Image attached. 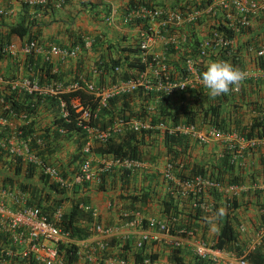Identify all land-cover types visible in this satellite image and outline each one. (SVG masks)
I'll list each match as a JSON object with an SVG mask.
<instances>
[{
	"label": "built area",
	"instance_id": "2783aa9c",
	"mask_svg": "<svg viewBox=\"0 0 264 264\" xmlns=\"http://www.w3.org/2000/svg\"><path fill=\"white\" fill-rule=\"evenodd\" d=\"M21 2L30 8L49 4L51 8L60 9L64 4V0H22ZM263 13L264 0H207L198 7L183 9L177 6H138L129 9L121 17L123 23L135 22L136 26L138 55L134 58L139 61L141 69L136 71L132 79L100 84L95 79L99 73V68H96L98 64H93L91 68H88V77L80 74L77 79H72L65 85H55L54 83L39 85L37 79L7 80L0 76V177L15 176L14 167L18 165L20 168L18 176H16L19 182L25 183V170L27 166H30L34 171L33 177L36 176L38 179L39 176H42L47 179L48 184H53L58 189L69 193L75 187L97 184V175L107 169L116 167L129 173L140 166V161L116 160L106 156L98 157V170H92L90 165V156L95 155L94 147L103 145L112 135L114 137L121 136L125 131L137 133L140 131L149 132L153 129L158 132L160 138L164 134L184 135L197 145L206 143L210 139L242 144V139L237 138L234 134L224 136L207 125L204 133L197 132V124L172 125L160 122L151 125L149 123V102L143 105L144 114L140 118H117L111 126L104 129L86 125L87 135L85 141L80 145L78 167L66 175H62L61 171L47 160L44 150L47 146L53 148V142L46 144L40 136L46 127H49V130L55 129L59 135H65L63 127H52L53 120L57 118L64 120L69 115L66 103L60 98V94L65 92L82 91L98 99L96 109L92 114L89 109H84L77 99L70 100L71 108L78 114L75 118L78 125L89 121L90 118H95V116L99 118L98 113L101 109L106 108L107 100L117 95H132L137 92L148 95L154 92L171 97L186 90H195L198 91L197 97L199 94L211 97L200 79V72L206 69L210 61L228 62L234 55L239 57L240 47L243 48L244 53H252V61L264 57V41H261L257 48H252L251 45L236 46L233 37H226L229 34L226 31L236 35L239 33V28H251ZM112 19L109 17L105 21L112 25ZM193 37L196 43L192 42ZM92 43V37L83 36L74 45L63 48L50 46L43 55V61L49 63L50 59L55 57L60 60L68 59L79 62L83 56H89ZM156 45L160 46L161 52H153ZM191 49H193V53H191ZM1 51L5 56H11L15 52L11 43L3 46ZM20 51L29 55L35 53L31 43ZM219 52L222 53V57L217 56ZM171 57L176 62H171L169 60ZM241 70L248 73L246 80L264 79V71L254 68ZM111 71L118 74L121 68L115 66ZM102 80L108 81L105 73H102ZM230 92L236 93L237 91ZM35 96H46L57 100L54 110L49 109L52 113L50 122L46 125L47 122L46 126L41 125V120H38L40 115L38 109L34 113L21 114L9 107L8 98L17 97L21 100L23 98L31 99ZM6 97L8 98L6 99ZM30 123H33L32 126H29ZM253 140L248 143H252ZM161 174L163 180H171L183 192L192 193L195 191L197 193V188L201 190V187L205 189L211 186L199 177H195L193 180H175L172 176V167L167 162L163 164ZM213 189L224 192L232 189L237 190L240 187L220 188L216 185ZM24 195V192H21L15 185L0 181V264H67L63 262L61 253L71 246L76 248L77 263L80 261L82 264H151L148 257H142L139 263L135 262L134 258L124 259L115 255L100 258L95 250L90 251L85 246L84 238H71L68 231H64L58 226L64 212L63 205L54 211L49 222L37 209L24 206ZM193 206H198L204 213L206 210L208 211L205 201L202 204H193ZM81 208L90 212L92 220L96 218L97 213L94 209L88 206ZM151 224L154 225L157 233L167 235L163 232L166 229L163 222L150 221L148 227ZM145 229L135 243L137 249H140L141 245L149 240H156V237L150 235ZM88 231L101 236L111 233L110 229L103 228L96 222L89 225ZM257 237L259 238L256 236L255 241L259 242L260 239ZM174 244L177 245L176 242ZM96 246L95 249L99 252H103L107 248V244L101 241L97 242ZM192 253L197 259L208 262H216L228 255L227 252L208 246L203 242L195 244ZM235 263L246 264L239 257H235Z\"/></svg>",
	"mask_w": 264,
	"mask_h": 264
},
{
	"label": "trees",
	"instance_id": "16d2710c",
	"mask_svg": "<svg viewBox=\"0 0 264 264\" xmlns=\"http://www.w3.org/2000/svg\"><path fill=\"white\" fill-rule=\"evenodd\" d=\"M206 1L207 0H187L182 3H177L174 6H177L180 9L185 7H198ZM151 5L165 6L163 2L151 3L147 0H128L125 4V12H123V15L129 9L137 8L138 6L149 7ZM22 7L27 8L29 6L22 3ZM47 8H51L49 4H46L45 6L39 5L33 7V9L42 11ZM257 21L264 23V13L257 19ZM26 22V20L21 19L13 25L0 27V59L5 58V54L2 53L1 48L9 44L11 36L25 38L26 41L34 40L33 36L36 35V30H34L33 33L30 32V29L32 28L31 26L34 25V21L30 22L31 25ZM120 24L127 28H136L135 22L123 23L120 19ZM217 29L222 30L219 28ZM251 29L252 28L248 27L239 28V33L236 35L230 31H226L229 33L226 37L236 38L237 42L238 37L250 33ZM82 36V33L80 34L79 32L75 34L68 33L67 37L69 45L76 44ZM252 39L253 37H249V41ZM192 42L196 43L194 37ZM242 43H245V41ZM260 43V39L254 42L253 48H257ZM92 51L98 55L88 68H91L93 64H98L96 68H99V73L95 76V79L100 84H110L115 81H127L132 79V77L135 76L136 71L141 69L139 61L134 58L138 55V48L135 44L132 45L130 43H126L125 45H121L117 42L112 44L111 42L102 40V36H94ZM191 53H193V49H191ZM217 56L222 57V53L219 52ZM228 62L239 69L246 68L242 63V59L237 55L230 58ZM115 66H119L121 68L120 73L115 74L111 71ZM38 68H40L39 71H37V68L34 67L31 68V70L39 73H42V71L45 70L42 74L46 76V73L49 70V64L46 63L43 67L41 66ZM84 68L83 62L81 61L76 67L77 73L75 74V79H77V75L80 74V72H83L82 70ZM251 68L264 71V57L253 60ZM86 73L85 75H87ZM102 73L106 74L108 81L102 80ZM202 73L203 72H200V74ZM38 78L41 79L40 74ZM258 82L260 81L244 80L236 93L229 92L215 98L207 95L205 97L207 107L201 109H194L196 107L193 106L194 104H196L197 107L199 106L197 97L198 91L195 90H186L183 93L174 95L173 98L178 101L177 104L174 105V109H171L170 106L172 97H167L161 93L151 92L148 95H143L142 93L136 91L137 93L132 95H117L107 100L106 108L101 109L98 113L99 118L98 116H95V118H90L89 121L83 122L80 125L76 122L75 118L78 114H76L75 110L71 108L70 100L77 99L79 104L84 109H89L92 114L96 109L98 99L93 98L82 91L65 92L60 94V98L66 103L69 115L67 119L65 118L66 120L64 119L65 121L63 118H57L52 122V127L54 128H57V126L63 127L66 132L65 135H59L55 129L49 130V127H46L40 137L43 139L44 143L47 144L48 142H53L54 146L61 139H68L71 141V145L73 149L77 151V154H75L68 162L67 167H69L72 163L76 161L78 162L79 160L80 145L83 141H85L87 135L85 129L86 125L88 127L92 126L104 129L111 126L117 118L129 119L132 116H136V113L131 112V109L135 106V104L139 108H142L143 105L149 102V123L151 125H155L160 122L171 123L172 125H194L197 121H200L204 122L208 127L215 129L218 133L224 136L234 134L245 143L253 139H264V102L259 103L257 99L252 101L249 99L251 92L257 93L260 86V83ZM7 98L8 97H6V99ZM8 99L9 107L21 114L34 113L36 109L42 105L47 109L49 106L51 108L50 110H54L57 103L56 98H49L46 96H35L31 99L23 98L22 100H19L17 97ZM248 110L255 113V115L253 117L249 115ZM32 124L30 123L29 126H32ZM148 135L150 162H156L152 154L156 151L155 155H157V152L160 151L164 160L171 165L172 176L175 180H193L195 177H199L212 186H208L205 189L201 187V190L197 188V193L195 191L192 193L186 192L189 204L185 213L178 211L173 207L172 198L169 194L161 197L157 196V193L154 190L156 184L155 179H149V193H141L140 195L129 194L126 196L130 203L140 202L141 204H145L147 200L155 199L162 208L161 212L162 215H164V221L162 222L166 225V229L163 232L167 235H171L180 229L190 231L193 229L194 225L203 221L202 216L204 212L201 211L198 206H193V204L204 203V194H210L212 195V198L217 197L218 199L219 195L217 194L220 192L217 193L218 191L213 189L214 186L217 185L220 188H237L242 187L245 183L255 185L257 183V179H260V182H264V169H262L260 173H256L254 170H252L251 173L245 172L248 167H246L247 164L243 159L246 156L245 152L239 150L238 145L234 142L223 144L219 152L214 154L212 153L210 160L197 161L191 157L193 149L191 147V141L184 135L164 134L163 137L160 138L158 132L153 129L149 130L148 134L143 131L138 133L125 131L121 135L123 136L122 139L120 136L114 137L112 135L103 145L94 147L93 153H95L97 157L101 158L109 156L116 160L126 159L139 161L142 158L141 156L143 151L145 150L142 140L144 139V136ZM119 138L120 140H118ZM53 150L54 148L47 146L44 152L51 154ZM19 168L20 167L18 165L14 167L15 176H1L0 181L2 183L7 182L9 185H15L21 192H24V206L27 208L37 209L39 213L45 216L50 222L54 211L60 209L63 203L68 200V193L58 189L53 184H48L47 179H44L42 176H39L38 181L34 180L32 178L34 171L30 166H27L25 170L26 173L24 177L26 182H19L17 177ZM74 168L75 167H73V169ZM119 170L120 169L117 171ZM117 171L116 168H110L102 173H99L97 175L98 183L94 185L95 189L100 192H104L107 188L113 190L116 185ZM61 174L66 175V172L61 171ZM117 179L120 189L128 188L127 171L123 170L122 174L118 176ZM82 187L79 189L75 187L69 193L73 194L72 197H74V195L84 192L82 191ZM132 188L135 189L134 186ZM84 201L85 200L83 198L79 200V202ZM79 202L72 201L70 209L66 213H62L60 222L58 223V226L64 231H68L70 237L74 239L86 238L89 235L88 227L92 220L89 211H83L79 208ZM218 205L220 204H214L213 207H211V210L216 213L219 210ZM234 208H236V205L232 203L230 211L226 210L223 215L217 217L219 222L218 228L211 246L225 252H230L235 257L242 258L246 264H264L263 258L256 250L245 252V246L239 238L238 233L234 230L235 219L232 214ZM261 216L262 219L260 221V227H264V211H262ZM123 248L124 247L122 246V249ZM119 256L122 257L125 255L122 254ZM61 257L64 263L76 264L78 260L76 257L75 246L65 249L64 252L61 253ZM147 257L149 258V262H152L155 258L154 255L150 254ZM122 258L125 259V257ZM133 258L135 262L139 263L141 262L142 256L140 254H134ZM167 260L172 262V264H181V258L175 254L169 256ZM199 261L204 262L202 260Z\"/></svg>",
	"mask_w": 264,
	"mask_h": 264
},
{
	"label": "crops",
	"instance_id": "0c3cea01",
	"mask_svg": "<svg viewBox=\"0 0 264 264\" xmlns=\"http://www.w3.org/2000/svg\"><path fill=\"white\" fill-rule=\"evenodd\" d=\"M21 1L0 0V27L13 25L21 19L26 20V23L30 25V22L34 21L30 32L33 33L36 30V35L33 36V41H26L25 38H18L17 36L10 37L9 43L13 45L15 52L11 56H5V58L0 59V76L4 79H37L40 74L41 79H37L39 85L53 83L55 85H65L72 81V79H75L74 77H76L75 74L77 73L76 67L80 63L77 60L51 58L50 62L47 63L49 64V70L46 76L42 74L45 70L42 73L31 70L34 67L39 71L40 68L38 67H43L46 64L43 61V55L50 46L63 48L69 45L68 33L75 34L79 32L82 35L86 34L91 37L102 36V40L111 42L112 44L117 42L121 45H125L126 43L137 45L135 28H127L120 24V19L123 16V12H125V4L128 0H65L60 9L47 8L44 11L30 7L23 8ZM147 1L151 3L163 2L164 5L167 2L172 4L170 0H161L159 2H155L154 0ZM175 1L182 3L187 0ZM109 17L113 18L112 25L105 21ZM89 20L93 22L91 29L87 28ZM251 28V32L238 37L237 42L236 38H234L236 46L243 44V47L251 45L253 48V43L257 40L264 41V23L257 21ZM249 37H253V39L249 41ZM243 41L245 43H242ZM30 43L33 45L35 53L29 55L20 51ZM153 52H161L160 46L156 45ZM88 55L87 61H82L84 59L81 58L83 67H86L90 62L95 60L98 54L91 51ZM239 58L242 59V63L246 68H251L253 64L252 53L246 54L243 48L240 47ZM169 60L176 62L173 57L169 58ZM80 74L82 75L83 73L80 72ZM257 81H260L258 82L260 83L258 91L257 93L251 92L249 99L251 101L257 99L260 103L264 102V79ZM37 109L40 113L38 120H41V125L44 126L47 122L46 125H48L50 114L52 113L49 111L50 107L48 106L47 109L42 105ZM138 110L139 107L135 104L131 112L137 113ZM248 113L252 117L255 115L250 110H248ZM122 137L120 136L121 139ZM142 142L145 150L142 153V158L139 160L140 166L129 173L127 172L128 188L120 189L118 186L117 177L122 174L123 170L117 171L118 168L115 167L117 171L116 185L113 190L107 188L104 192H100L95 189L93 184H85L82 190L84 192H80L74 195V197H72L73 194L68 193V200L62 207L65 213L70 209L72 201L79 202L83 198L85 201L79 202V206L88 205L94 209L97 213L95 222L101 227L111 230V233L106 236L89 233L83 242L90 251L95 250V253L102 259L111 255L119 256L124 254L125 256L122 257L127 259L133 258L134 254H140L142 257H147L150 254L155 256L151 264H172L167 259L173 254L181 258V264H236L235 256L233 257V254L230 252H227L228 255L223 256L216 262H201L192 253L193 246L199 242H203L208 246H211L213 243L219 222L211 207L214 204H220L218 207L224 210V214L226 210H231V205L234 203L236 205V208L232 212L235 219L234 230L238 233L239 238L244 244L245 252L256 250L264 260V230L260 228L261 213L264 211V185H262L264 182H260V179H257L255 185L245 183L237 190L232 189L231 191L217 192L219 193L217 194L219 195L218 199L217 197L212 198L210 194H204V201L206 202L208 211L206 210L203 213V221L194 225L190 231L180 229L171 235H163L156 232L153 224L148 227L150 221H164V215H162V208L159 203L155 199H149L145 204H141L140 202L130 203L126 196L129 194L140 195L141 193H149V179H155L156 181L154 190L157 196L161 197L169 194L172 198L173 207L178 211L185 213L189 202L186 192H183L171 180L166 181L162 179L161 167L166 160H164L160 151L157 152V155L155 153L152 154L155 158V163L149 161V135L144 136ZM217 142L212 143V146L214 144L217 145L216 149H214V146L211 150L209 149L210 153L219 152L223 144H225L224 140H217ZM191 145V147L194 146L196 148V150L193 148L191 157L197 161H206L207 159H201L203 157H200V146L195 143H191ZM239 146H242L239 150L245 152L246 155L243 158L247 164L246 167L248 166L245 172L251 173L254 170L256 173H260L264 169V139H254L250 144L243 141ZM194 152H196L195 155ZM61 165L63 166V162H61ZM90 165L92 170L97 169V155L90 156ZM133 186L135 189L132 188ZM209 219L215 223V231L210 229ZM144 229L150 235L155 236L156 240H149L143 243L140 249H137L135 243L139 240ZM256 236H259V238L257 237V239H260L259 242L255 241ZM100 241L107 244V248L103 252L95 249L97 247L96 243ZM122 246L124 247L123 249ZM77 264H82V262L79 261Z\"/></svg>",
	"mask_w": 264,
	"mask_h": 264
},
{
	"label": "clouds",
	"instance_id": "9594fccd",
	"mask_svg": "<svg viewBox=\"0 0 264 264\" xmlns=\"http://www.w3.org/2000/svg\"><path fill=\"white\" fill-rule=\"evenodd\" d=\"M83 36H89V35H83ZM82 36V37H83ZM91 37V36H90ZM93 38V37H92ZM80 40V39H79ZM69 46V45H67ZM92 51V50H91ZM84 60L82 61H87L86 56L82 57ZM81 62V60H80ZM94 62V60L91 62V64ZM88 64L82 71L84 76L88 77ZM87 72V73H86ZM85 73L87 75H85ZM90 74V73H89ZM248 78V73L244 70H241L237 67H234L231 63L223 60H217V61H210L209 64L207 65L206 69L203 71L201 74V82L203 86L208 89V94L212 97H218L222 94H227L230 91H238L239 88L241 87L242 83L244 80ZM171 90V89H170ZM173 97V96H171ZM144 107V106H143ZM143 107L139 108L138 112L135 114L136 116H132L130 118H140L143 116ZM150 111V110H149ZM127 115V114H126ZM127 132V131H126ZM144 132V131H143ZM138 133V132H137ZM144 133H149V132H144ZM60 141V140H59ZM58 141V142H59ZM57 142V143H58ZM60 143V142H59ZM192 143V142H191ZM54 146V145H53ZM72 146V145H71ZM95 154V153H94ZM96 155V154H95ZM79 160H80V153H79ZM78 160V162H79ZM77 169V168H76ZM66 173H69L65 171ZM85 186V185H83ZM83 188V187H82ZM79 189V188H78ZM82 204V203H81ZM79 205V204H78ZM85 205H80L79 208ZM90 207V206H88ZM91 208V207H90ZM82 209V208H81ZM92 209V208H91ZM83 210V209H82ZM85 211V210H83ZM224 210L221 208L219 209L214 215L215 216H220L223 215ZM92 222H95L94 220H91L90 224ZM208 223L210 225V229L212 231L216 230V225L215 223L209 219ZM89 228V227H88ZM263 228V227H260Z\"/></svg>",
	"mask_w": 264,
	"mask_h": 264
},
{
	"label": "rangeland",
	"instance_id": "374dc122",
	"mask_svg": "<svg viewBox=\"0 0 264 264\" xmlns=\"http://www.w3.org/2000/svg\"><path fill=\"white\" fill-rule=\"evenodd\" d=\"M154 1L155 2H159L161 0H154ZM170 1L174 5L178 3L175 0H170ZM167 3H168V5H167ZM167 3L165 4V6L174 7V5H172L171 3H169V2H167ZM87 25H88L87 28L91 29L92 26H93V22L91 20H89L88 23H87ZM198 96H199L198 97L199 106L197 107V105L194 104L193 106L196 107L194 109L206 108L207 107V102H206V99H205L206 96L203 95V94H199ZM177 102L178 101L175 100V98H173V97L171 98V102H170L171 103V105H170L171 106V109H174L175 108L174 105H176ZM196 124H197V130H198V131L197 130L196 131L198 133L199 132L204 133L205 132L204 130L206 128L205 127L206 124L204 122H200V121L199 122L197 121ZM59 142L56 143V145L54 147L52 145V147L54 148V150H53V152H51V154L50 153H46L47 160L51 161L50 164H52L53 166H55L60 171L72 172V171H74L78 167L79 162L76 161V162L72 163V165L69 166V167H67V164L73 158V156L75 154H77V151L75 149H73V147L71 146V141L70 140H68V139H66V140L61 139ZM212 143H218V142L215 139H210L208 142L203 143L201 145H198V146H200L199 148L201 149L199 151V153L201 154L200 157H203L201 159H207L206 161L210 160L212 153H210L209 151L211 150V148L213 146H214V149H216V145H217V144H214L212 146ZM238 147L240 149L242 146H238ZM192 148H194V146ZM194 150H196V148H194ZM155 153H156V151H155ZM195 154H196V152H194V155ZM59 161L63 162V166L61 165V162H59ZM73 167H75V168L73 169ZM32 178L34 180L38 181V179H37L36 176L35 177H32ZM137 183L139 184V182H137Z\"/></svg>",
	"mask_w": 264,
	"mask_h": 264
}]
</instances>
